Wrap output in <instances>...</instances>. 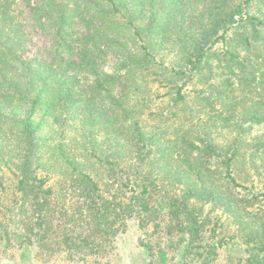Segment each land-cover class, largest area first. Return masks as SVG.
<instances>
[{"label":"trees","instance_id":"trees-1","mask_svg":"<svg viewBox=\"0 0 264 264\" xmlns=\"http://www.w3.org/2000/svg\"><path fill=\"white\" fill-rule=\"evenodd\" d=\"M21 1L48 44L0 0V256L111 264L134 221L171 264H264V0Z\"/></svg>","mask_w":264,"mask_h":264},{"label":"rangeland","instance_id":"rangeland-1","mask_svg":"<svg viewBox=\"0 0 264 264\" xmlns=\"http://www.w3.org/2000/svg\"><path fill=\"white\" fill-rule=\"evenodd\" d=\"M13 5L14 15L21 21L22 29L25 31V50L23 51L24 57L38 54L43 47L48 44V39L41 31L35 29L28 19L27 8L21 0ZM254 184L256 190H261L264 185V178L255 177ZM136 232V224L134 221L129 222L128 230L126 233L120 235L117 239L118 255L112 259L111 264H171V250L161 243L158 248L149 255L145 247L138 244ZM241 256V247L239 245H226L221 249L217 264H229V256ZM232 259V258H231ZM235 260H233L234 262ZM0 264H82L81 262L73 263L60 259L59 257L53 258L49 262L42 261V256L34 257V249L31 246L24 247L19 251H14L8 257L0 256ZM191 264H195L192 262ZM232 264V263H230Z\"/></svg>","mask_w":264,"mask_h":264}]
</instances>
